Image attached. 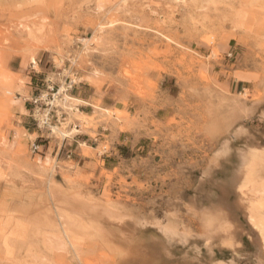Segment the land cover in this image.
Returning a JSON list of instances; mask_svg holds the SVG:
<instances>
[{"label": "rangeland", "instance_id": "obj_1", "mask_svg": "<svg viewBox=\"0 0 264 264\" xmlns=\"http://www.w3.org/2000/svg\"><path fill=\"white\" fill-rule=\"evenodd\" d=\"M255 153L264 0H0V264H256Z\"/></svg>", "mask_w": 264, "mask_h": 264}, {"label": "bare ground", "instance_id": "obj_2", "mask_svg": "<svg viewBox=\"0 0 264 264\" xmlns=\"http://www.w3.org/2000/svg\"><path fill=\"white\" fill-rule=\"evenodd\" d=\"M5 81L9 85L12 84L9 76L4 78L3 83ZM66 98L71 100L69 97ZM239 163L240 170L237 176L236 190L246 211L248 224L258 235L255 262L256 264H264V217L263 215L261 217V214H264V157L255 153L241 158ZM52 242L49 244L50 249L54 254H57L62 246L56 240H52Z\"/></svg>", "mask_w": 264, "mask_h": 264}, {"label": "crops", "instance_id": "obj_3", "mask_svg": "<svg viewBox=\"0 0 264 264\" xmlns=\"http://www.w3.org/2000/svg\"><path fill=\"white\" fill-rule=\"evenodd\" d=\"M47 62H48V60H47V56H46L45 54H42V55L37 59V62H36L37 66H36V68L38 69L39 72L45 70V68L47 67V66H45V65L47 64ZM75 100H78V101H79V99H75ZM24 110L26 111V109H24ZM26 112H27V111H26ZM22 130H23L24 132H28V129H26L24 126L22 127ZM38 148H39V147H38Z\"/></svg>", "mask_w": 264, "mask_h": 264}, {"label": "built area", "instance_id": "obj_4", "mask_svg": "<svg viewBox=\"0 0 264 264\" xmlns=\"http://www.w3.org/2000/svg\"><path fill=\"white\" fill-rule=\"evenodd\" d=\"M38 100H39V99H35V100H33V101H32L33 104H36V103L38 102Z\"/></svg>", "mask_w": 264, "mask_h": 264}]
</instances>
